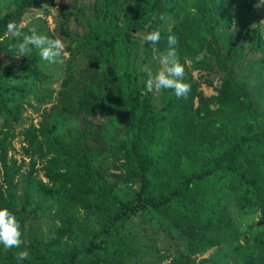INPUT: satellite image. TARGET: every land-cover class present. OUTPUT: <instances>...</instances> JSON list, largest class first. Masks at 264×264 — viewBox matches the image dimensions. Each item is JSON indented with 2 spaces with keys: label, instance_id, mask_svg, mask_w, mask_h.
Wrapping results in <instances>:
<instances>
[{
  "label": "trees",
  "instance_id": "1",
  "mask_svg": "<svg viewBox=\"0 0 264 264\" xmlns=\"http://www.w3.org/2000/svg\"><path fill=\"white\" fill-rule=\"evenodd\" d=\"M11 1L9 9L0 10V209L15 216L23 243L11 249L0 244V261L127 263L135 249L124 226L149 210L180 232L176 242L184 253L171 264H190L192 256L229 243L235 244L232 264H264V230L241 238L226 204L233 199L241 212L258 210L264 220V106L246 81L251 58L263 44L253 7L258 0H72L71 7L59 9L56 28L87 61L63 81L59 100L42 113L37 127L19 134L15 128L29 105L27 97L34 95L29 84L41 87L47 75L40 68L39 50L33 47L21 56L13 45L22 40L11 37L7 25L18 27L29 10L53 3ZM71 20L81 32L68 31ZM19 29L31 34L26 27ZM154 30L161 36L155 46L144 40ZM170 34L185 69L183 82L191 89L187 98L162 90L160 106L154 108L141 68L168 47ZM215 80L216 95H203L200 81L212 85ZM108 114L128 135L109 147L105 124L99 123ZM67 123L77 127L61 131ZM18 135L20 151L28 158L26 172L9 155ZM105 152L125 161L118 178L135 184L131 199H119L93 163ZM39 162L48 184L37 177ZM19 184L24 188L20 207ZM31 191L40 197L38 209L56 200L63 219H69L72 203L96 209L98 228L86 232L78 250L73 245L55 254L45 244V254L36 255L30 244L28 257L18 261L34 215Z\"/></svg>",
  "mask_w": 264,
  "mask_h": 264
},
{
  "label": "rangeland",
  "instance_id": "2",
  "mask_svg": "<svg viewBox=\"0 0 264 264\" xmlns=\"http://www.w3.org/2000/svg\"><path fill=\"white\" fill-rule=\"evenodd\" d=\"M51 1L53 3L51 7L42 6L38 9L29 10L24 15L18 28L26 27L28 30L35 28L39 34L47 35L53 39H61L64 43V52L66 55L62 57V63H48L41 60L40 68L46 73L47 80L41 87H37V85L32 83L29 84V88H32L34 95L31 94L27 97L29 105L22 115L20 124L15 128V132L18 134L30 126L34 125L37 127L42 113L45 110L49 111L50 107L59 100V92L62 90L63 81L68 75H74L75 72L83 70L87 61L86 56L82 53L77 54L76 50L72 48L69 39H65L62 35H59V31L56 28V22L59 19V9L62 6L71 7L72 0ZM80 1L88 2V0ZM11 6V0H0V10H7ZM253 7L258 16L259 23L257 28L260 31L263 44L251 58L250 67H248L246 72V81L253 90V95L258 105L262 107L264 106V22H262L264 21V8L258 9L255 5ZM68 31L71 33H79L81 32V27L74 20H71L68 25ZM152 59L153 62H150L147 66L155 72L160 65L155 54L152 55ZM193 77H198L196 71L193 72ZM217 87L218 82L216 80L213 81L212 85L200 81L199 90L203 95L211 96L216 95L215 90ZM151 94L154 108L160 106V93ZM99 123L105 124V135L103 137L105 146L109 147L117 141L128 137L125 128L110 114L104 115L99 120ZM66 125L61 127V131L67 128L77 127L76 123H67ZM1 127L2 120L0 119ZM21 145L22 137L18 135L12 142V150L9 152V155L13 156L17 161H21L23 164L22 169L26 172L28 170V158H25L20 151ZM116 155L119 156V154ZM124 162L122 158L115 160L112 154L105 152L98 158H95L93 163L101 169L100 171L106 180L115 187V195L121 200H128L133 197V190H135L136 186L135 184L128 185L127 182H124V179L118 178L119 174L123 172L119 165ZM37 167L40 169L37 174L38 179L48 184V180L44 176V171L41 170L42 165L40 162L37 164ZM23 193L24 188L19 184L16 198L18 207L23 203ZM39 198L38 193L31 191V209L34 215H32V220L26 226L24 238L26 251L30 244L33 245L36 255L45 254V244L50 249H53L55 254H63L73 245L78 250L85 243L87 237L86 232L96 230L99 226L101 214L92 207L86 208L82 204L72 203L68 207L69 219H63L64 216L58 212L56 200L51 207L50 202H47L44 208L38 209L35 206V202ZM226 204L229 214L238 227L241 238L264 230V220L260 218L261 216L258 210L241 212L233 199L228 200ZM64 221H66L65 224L63 223ZM124 232L132 239V245L135 249V253L124 264H171L172 260L178 254L184 253L183 246L176 242V238L180 237V232L170 225L166 219L152 211L146 210L139 212L136 216L129 219L124 226ZM234 245V243L223 244L211 248L204 253L192 256L191 259L193 262L190 264H232L230 261V253ZM0 264H5V261L2 259Z\"/></svg>",
  "mask_w": 264,
  "mask_h": 264
},
{
  "label": "clouds",
  "instance_id": "3",
  "mask_svg": "<svg viewBox=\"0 0 264 264\" xmlns=\"http://www.w3.org/2000/svg\"><path fill=\"white\" fill-rule=\"evenodd\" d=\"M255 7L258 9L264 7V0H258ZM7 31L11 37L18 41L22 40V42L13 45L21 56L31 52L34 47L39 50V55L43 61L48 63L63 62L62 57L66 53L64 52V43L61 39H53L47 35L39 34L35 28L29 29L31 34L22 33L17 25L12 22L7 25ZM160 39L161 36L158 30L147 32L144 35V40L153 46L157 45ZM176 43V37L170 34L167 37L168 47L158 56L160 65L158 70L153 72L147 65L141 68V71L147 75L145 81L147 93L157 94L162 90L170 89L177 98H187L191 86L183 82L185 69L175 51L174 46ZM21 235L20 224L17 222L15 216L7 208L0 209V244L8 249L20 248L23 243ZM27 257V251H21L16 254L18 261H22Z\"/></svg>",
  "mask_w": 264,
  "mask_h": 264
}]
</instances>
